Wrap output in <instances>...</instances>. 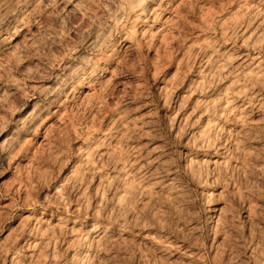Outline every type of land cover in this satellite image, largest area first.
Masks as SVG:
<instances>
[{"label": "rangeland", "instance_id": "obj_1", "mask_svg": "<svg viewBox=\"0 0 264 264\" xmlns=\"http://www.w3.org/2000/svg\"><path fill=\"white\" fill-rule=\"evenodd\" d=\"M35 7L0 46V264H264V4L155 0L103 54ZM180 153L213 176L202 244L163 179Z\"/></svg>", "mask_w": 264, "mask_h": 264}, {"label": "clouds", "instance_id": "obj_2", "mask_svg": "<svg viewBox=\"0 0 264 264\" xmlns=\"http://www.w3.org/2000/svg\"><path fill=\"white\" fill-rule=\"evenodd\" d=\"M26 2V0H23ZM18 0H0V46H3L12 37V27L5 25V20L15 11ZM36 5L32 13L33 17L47 19H37L41 28L47 30L54 43H59V38H64L68 43L83 45L89 50L95 49L99 54L108 51V44L113 42L117 30L121 32L128 29H135L138 22L144 18L146 22L149 13L152 11L151 5L155 0H80V3L71 12L64 10L57 11L59 7L57 0H50V4L45 5L44 0H34ZM65 5L72 4L73 0H60ZM264 4V0H260ZM85 5L87 6L85 8ZM51 7L52 11L48 12ZM81 9H84L81 11ZM255 20L259 19L261 26H264V12L259 9L253 13ZM83 17V18H81ZM7 33V34H5ZM70 33H74L71 36ZM207 144L214 143L207 139ZM199 159L192 157L191 154L180 153L179 163L172 162L176 168V176L164 177L179 185L178 191L186 197L185 206L191 209L185 215V226L181 231L186 235L191 234L203 243L200 236L201 232V211L207 208V193L201 186L210 184L213 176L210 175L211 169H201L195 164L188 165L187 160ZM167 186V185H165ZM209 212L211 209L208 210ZM210 220L211 218L208 217ZM233 239L243 240L242 233H232Z\"/></svg>", "mask_w": 264, "mask_h": 264}]
</instances>
